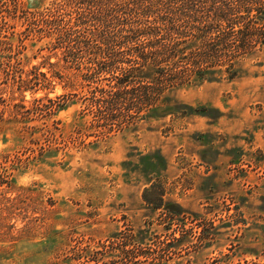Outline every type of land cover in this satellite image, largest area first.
<instances>
[{"label":"rangeland","instance_id":"rangeland-1","mask_svg":"<svg viewBox=\"0 0 264 264\" xmlns=\"http://www.w3.org/2000/svg\"><path fill=\"white\" fill-rule=\"evenodd\" d=\"M69 1L0 0V264H264V46L234 78L172 94L207 113L111 119L91 103L90 55L50 49L80 16ZM35 71L54 89L24 88ZM159 151L167 165L146 175ZM157 178L187 212L180 241L143 198Z\"/></svg>","mask_w":264,"mask_h":264},{"label":"trees","instance_id":"trees-1","mask_svg":"<svg viewBox=\"0 0 264 264\" xmlns=\"http://www.w3.org/2000/svg\"><path fill=\"white\" fill-rule=\"evenodd\" d=\"M69 2L80 8V16L50 49L68 50L66 54L74 58L80 54L78 51L90 55L95 75L86 80L97 84L91 103L111 119L119 114L160 119L180 107L186 115L207 113L206 109L200 111L187 103L173 106L172 94L180 88L221 79L224 71L228 78H234L242 54L250 52L257 43L264 46V0ZM90 21L97 29L78 35L74 28L87 27ZM55 75L63 77L58 72ZM23 82L24 88L36 91L52 90L55 85L54 78L42 71H35L33 79ZM49 102L51 107H64L58 100L50 98ZM140 159L141 170L146 175L159 173L167 165L160 151L159 156L147 154ZM150 181L143 193L145 202L155 211L162 210L161 215L169 221L167 229L175 223L182 227L179 228L182 235L174 239L182 240L186 237L183 227L188 218L186 210L165 198L166 189L161 180ZM150 231L151 228L139 229L135 234L137 242L147 241Z\"/></svg>","mask_w":264,"mask_h":264}]
</instances>
